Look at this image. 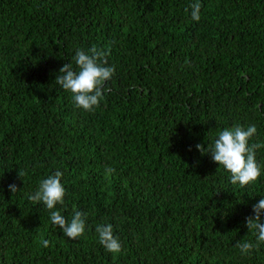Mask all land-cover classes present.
I'll return each instance as SVG.
<instances>
[{"label":"trees","instance_id":"trees-1","mask_svg":"<svg viewBox=\"0 0 264 264\" xmlns=\"http://www.w3.org/2000/svg\"><path fill=\"white\" fill-rule=\"evenodd\" d=\"M196 2L0 0V264H264V243L236 247L256 242L264 148L244 188L196 148L236 124L264 142V0H198V22ZM93 45L115 73L88 112L55 80ZM57 170L54 210L87 214L76 240L28 199ZM109 223L119 253L99 243Z\"/></svg>","mask_w":264,"mask_h":264},{"label":"clouds","instance_id":"clouds-1","mask_svg":"<svg viewBox=\"0 0 264 264\" xmlns=\"http://www.w3.org/2000/svg\"><path fill=\"white\" fill-rule=\"evenodd\" d=\"M191 18L194 21L201 19V4L198 2L190 5ZM109 50L93 45L86 52L77 49L73 57V63H66L59 69L55 82L65 91L72 94L75 107L92 112L99 107L100 102L105 98L107 89L106 82L111 80L114 73V66L108 65ZM257 134L255 125L242 126L236 124L231 128H225L217 133V138L208 145L207 149L202 144L196 148L201 154H210L211 159L228 171L230 182L240 188L250 185L261 176V166L256 160V150L264 148V142L249 144L252 137ZM191 150V149H189ZM106 172L111 175L114 168H107ZM25 173L20 170L19 176L23 178ZM63 173L59 170L54 175L42 179L38 189L28 196L34 204L43 203L50 213V220L54 225L59 226L64 236L71 240L81 237L86 228L87 214L82 211H75L70 219L54 210L58 204H64L65 188L61 183ZM9 190L13 195L20 189L16 184H10ZM264 199L253 205V214L245 218V226L255 238L253 243L249 240L238 242V247L243 254H249L253 249H259L264 243ZM99 243L110 253H119L122 250L119 239L114 235L112 224H100L96 226ZM44 247H48L49 241L42 240Z\"/></svg>","mask_w":264,"mask_h":264}]
</instances>
